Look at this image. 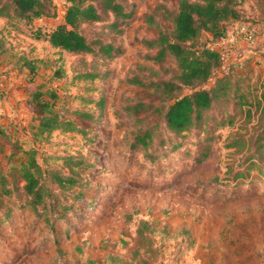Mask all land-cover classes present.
<instances>
[{
	"label": "rangeland",
	"instance_id": "1",
	"mask_svg": "<svg viewBox=\"0 0 264 264\" xmlns=\"http://www.w3.org/2000/svg\"><path fill=\"white\" fill-rule=\"evenodd\" d=\"M51 3L55 16L31 24L0 18L7 47L0 54V124L15 130L18 145L28 146L31 114L25 102L35 84L56 91L68 117H74L73 109L97 113L83 97H103L102 120L81 122L90 139L54 131L34 143L42 166L65 174L70 167L62 156L84 157L72 174L87 181L83 187L61 191L46 179L51 196L46 198V210L39 212L26 204L17 155L9 158L10 144L0 134V178L5 177L10 187L9 195H0V264H264V159L245 168L242 153L226 146L236 133L251 128L238 109L231 126L226 124L230 105L222 114V107L214 105L188 132L178 135L159 122L158 135L148 148L130 146L132 131L154 118L135 123L121 114V106L128 99L148 101L157 96L151 89L126 84L125 77L136 73L170 78L177 73L172 59L161 64L143 59L147 49L140 40L155 33L142 21L143 15L153 12L166 29L169 21L163 10L173 9L175 2L132 0L131 15L120 33L106 21L84 28L88 38L124 47L112 59L57 50L43 39L46 31L34 38L35 27L62 21L63 0ZM236 25H227L234 36L229 43L243 39ZM209 39L203 33L197 43ZM219 45L228 63L233 47ZM20 55L33 61V74ZM259 60L254 74L264 81V59ZM105 69L109 73L100 79L73 78L75 71ZM55 71L62 76L55 77ZM237 171L242 176L235 178ZM79 190L82 196L77 199Z\"/></svg>",
	"mask_w": 264,
	"mask_h": 264
},
{
	"label": "trees",
	"instance_id": "2",
	"mask_svg": "<svg viewBox=\"0 0 264 264\" xmlns=\"http://www.w3.org/2000/svg\"><path fill=\"white\" fill-rule=\"evenodd\" d=\"M173 1V9L165 7L163 10V18L169 21L166 29L155 19L153 12L143 15L142 21L147 27H152L155 33L141 38L140 43L147 49L144 60L161 64L172 59L177 73L170 78H148L135 73L124 79L126 84L151 89L157 96V99L148 101L128 99L121 106V114L126 118H133L135 123L154 118L151 124L141 125L132 131L130 146L148 148L158 135L159 122L167 131L181 135L202 120L214 105L222 107L221 114L224 113L226 105H230L226 114L230 119L227 125L235 123L237 109L243 116L242 121L251 125V128L243 129L244 133L239 132L232 136L226 144L242 153L243 162L248 163L245 167L247 168L249 162L264 159V81L258 74H254L251 57L238 55L225 63L224 53L219 48V44L223 42L233 47L232 42H228L230 34L227 25L244 20L239 6L245 0ZM63 2L65 9L62 21L52 27H35L34 38L37 39L41 31H46L43 39L51 47L77 56L101 54L103 58L112 59L123 53L124 47L99 37L88 38L83 31L91 24L106 21L108 27L120 33L121 25L131 15L132 0ZM52 16H55V9L51 0H0V18L6 21L20 19L25 24H31L42 17ZM109 18L111 21H108ZM247 31L253 36L251 30ZM203 33L210 35L209 41L204 44L197 43ZM6 50V41L0 28V54ZM19 59H23V66L33 74V61L21 55ZM53 73L55 77L62 76L61 71ZM108 73L107 69L75 71L73 78L94 80ZM83 100L84 103H92L98 112L73 109L70 113L74 117H68L56 91L44 84L32 86L25 102L31 114L27 125L30 136L27 147L18 145V140L13 139L15 130H7L0 124V134L10 144L9 158L17 155L16 165L24 182L26 204L33 211L39 212V209L47 208L46 198L51 196V191L46 185V179L61 191L86 185L87 181L81 176L72 174L73 168L83 164L84 157L62 156L63 162L70 167L69 174H65L59 169L43 167L37 156L38 148L34 145L37 141L47 139L54 131L76 132L90 139L88 129L81 122L98 124L102 120L104 99L83 97ZM218 122L224 125L222 119ZM238 176H242L241 171L236 173L235 178ZM9 194L8 180L1 177L0 195ZM81 196L82 192L77 191L75 198L80 199Z\"/></svg>",
	"mask_w": 264,
	"mask_h": 264
},
{
	"label": "crops",
	"instance_id": "3",
	"mask_svg": "<svg viewBox=\"0 0 264 264\" xmlns=\"http://www.w3.org/2000/svg\"><path fill=\"white\" fill-rule=\"evenodd\" d=\"M239 9L243 13L244 20L233 22V27L239 24L240 27L251 30L254 39L250 43L244 38L232 42L231 46L233 45V48L230 49L231 59L238 55L251 57L253 61L251 66L254 68L256 61L258 63L261 62L259 58L264 59V0H245L239 6ZM228 40L232 41L231 38H228Z\"/></svg>",
	"mask_w": 264,
	"mask_h": 264
},
{
	"label": "built area",
	"instance_id": "4",
	"mask_svg": "<svg viewBox=\"0 0 264 264\" xmlns=\"http://www.w3.org/2000/svg\"><path fill=\"white\" fill-rule=\"evenodd\" d=\"M240 34L243 36V38L247 41H250L252 39V35L250 32L247 31L245 27H240L239 29ZM231 39L234 37L233 35H230ZM229 37V38H230ZM233 40V39H232Z\"/></svg>",
	"mask_w": 264,
	"mask_h": 264
}]
</instances>
